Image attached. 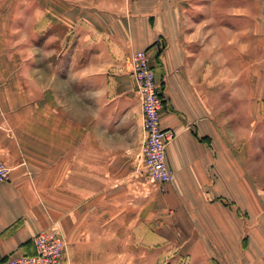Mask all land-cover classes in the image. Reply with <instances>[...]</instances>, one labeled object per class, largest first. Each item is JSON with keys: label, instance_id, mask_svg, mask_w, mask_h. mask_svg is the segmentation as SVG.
I'll return each instance as SVG.
<instances>
[{"label": "crops", "instance_id": "crops-1", "mask_svg": "<svg viewBox=\"0 0 264 264\" xmlns=\"http://www.w3.org/2000/svg\"><path fill=\"white\" fill-rule=\"evenodd\" d=\"M27 1L0 0V258L56 221L65 264H264V0ZM139 49L174 132L161 188L138 171Z\"/></svg>", "mask_w": 264, "mask_h": 264}, {"label": "built area", "instance_id": "built-area-1", "mask_svg": "<svg viewBox=\"0 0 264 264\" xmlns=\"http://www.w3.org/2000/svg\"><path fill=\"white\" fill-rule=\"evenodd\" d=\"M130 63L135 92L140 102L144 133L138 171L146 181L161 188L173 179L165 152L168 143L174 138V132L161 126L160 111L165 96L163 89L156 82L147 51H133ZM9 170L7 164L0 160V182L7 180ZM32 242V254H9L0 258V264H65L66 242L58 222H52L49 227L38 231Z\"/></svg>", "mask_w": 264, "mask_h": 264}, {"label": "rangeland", "instance_id": "rangeland-1", "mask_svg": "<svg viewBox=\"0 0 264 264\" xmlns=\"http://www.w3.org/2000/svg\"><path fill=\"white\" fill-rule=\"evenodd\" d=\"M256 0H250V4L252 5L253 2H255ZM42 10L43 11H49L50 10V3H49V0H43L42 1ZM21 4V3H20ZM34 3H33V0H29L27 1V4H26V10H27V13H30L34 10ZM18 7H17V0H10V10L13 11V10H17ZM11 21H15L16 23H21V25L23 24L22 23V20L20 19H17L15 18V20H11ZM49 30H48V19H43L42 20V37L40 39V42L41 43V55L43 56H46L49 52V47H48V40H49ZM31 41L32 38H31ZM31 46V48H33V46L31 44H29ZM39 46V45H38ZM48 56V55H47ZM157 264H163V262L159 261ZM167 264H191V260L189 258H186L185 260H181V259H171L170 262H168Z\"/></svg>", "mask_w": 264, "mask_h": 264}]
</instances>
